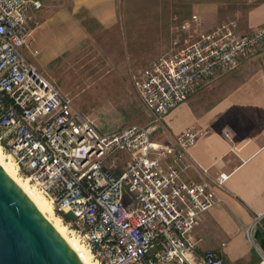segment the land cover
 Returning <instances> with one entry per match:
<instances>
[{
  "label": "built area",
  "instance_id": "1",
  "mask_svg": "<svg viewBox=\"0 0 264 264\" xmlns=\"http://www.w3.org/2000/svg\"><path fill=\"white\" fill-rule=\"evenodd\" d=\"M42 6L40 0H0V148L18 175L51 202L100 264H223L213 250L199 260L192 233L219 202L213 186H223L229 175L202 182L183 177L200 127L166 144L152 135L204 81L256 55L264 47V26L239 34L229 20L201 32L193 14L176 31L194 36L183 43L175 38L170 52L134 81L148 122L103 135L22 54L31 45L28 12ZM262 220L264 213L246 229L260 264L264 252L253 238Z\"/></svg>",
  "mask_w": 264,
  "mask_h": 264
},
{
  "label": "crops",
  "instance_id": "2",
  "mask_svg": "<svg viewBox=\"0 0 264 264\" xmlns=\"http://www.w3.org/2000/svg\"><path fill=\"white\" fill-rule=\"evenodd\" d=\"M40 1V10L28 12L31 45L22 49V54L42 76L59 69L60 61L74 59L75 49L85 42L112 39L110 44L119 45L122 15L129 9L124 4L126 0ZM231 2L233 19H226L230 9L223 5ZM191 10L183 22L198 15L201 32L211 31L225 20L233 21L239 34L264 26V0H227L222 4L202 0L194 2ZM184 33L182 43L194 36L193 30ZM170 50L171 47H162L148 59L134 49L125 64L138 68L131 75L135 76L133 81L152 61ZM33 51L37 54L33 55ZM115 56L124 62L119 46L108 47L107 58L112 64L117 63ZM191 96L194 101L188 102ZM191 96L164 117L159 127L160 142L170 143L186 128L198 126L203 132L184 158L188 167L183 177L202 182L211 181L220 173L229 175L223 186H213L219 202L199 217L192 233L198 241V259L205 251L213 250L221 254L223 264H260L246 229L257 215L264 213V47L238 67L218 71ZM263 229L261 222L255 231L262 233Z\"/></svg>",
  "mask_w": 264,
  "mask_h": 264
},
{
  "label": "rangeland",
  "instance_id": "3",
  "mask_svg": "<svg viewBox=\"0 0 264 264\" xmlns=\"http://www.w3.org/2000/svg\"><path fill=\"white\" fill-rule=\"evenodd\" d=\"M197 1L202 0H126L124 4H128L129 9L122 15L118 45L125 58L123 63L117 60L118 54L114 57L116 64L107 58L108 47H118L110 44L112 39L105 42L90 40L75 49L74 59L60 61L59 69L43 77L100 134L108 135L129 125H145L149 114L135 90V76H131L138 68L125 64L134 49L141 57L149 59L160 48H170L175 38L177 41L183 39L185 33H176V27L191 15L193 3ZM216 1L222 4L227 0ZM223 7L230 9L225 18L233 19L232 2ZM192 99L191 96L188 102L194 101ZM161 138L159 130L152 135L154 141L160 142ZM253 241L260 246L255 237ZM250 245L254 247L252 243Z\"/></svg>",
  "mask_w": 264,
  "mask_h": 264
},
{
  "label": "water",
  "instance_id": "4",
  "mask_svg": "<svg viewBox=\"0 0 264 264\" xmlns=\"http://www.w3.org/2000/svg\"><path fill=\"white\" fill-rule=\"evenodd\" d=\"M0 264H83L1 166Z\"/></svg>",
  "mask_w": 264,
  "mask_h": 264
},
{
  "label": "bare ground",
  "instance_id": "5",
  "mask_svg": "<svg viewBox=\"0 0 264 264\" xmlns=\"http://www.w3.org/2000/svg\"><path fill=\"white\" fill-rule=\"evenodd\" d=\"M0 166L34 204L37 210L55 227L83 264H100L92 257L89 250L78 241L73 231L61 220L60 216L56 215L51 202L34 186L29 184L27 179L21 178L18 175L16 164L8 154L2 151L1 148Z\"/></svg>",
  "mask_w": 264,
  "mask_h": 264
},
{
  "label": "trees",
  "instance_id": "6",
  "mask_svg": "<svg viewBox=\"0 0 264 264\" xmlns=\"http://www.w3.org/2000/svg\"><path fill=\"white\" fill-rule=\"evenodd\" d=\"M255 238L258 240L260 248L264 252V235L260 231H257L255 233Z\"/></svg>",
  "mask_w": 264,
  "mask_h": 264
}]
</instances>
